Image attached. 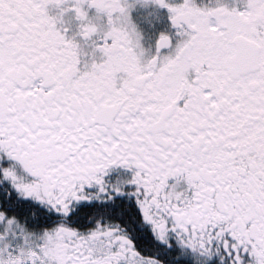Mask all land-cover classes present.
<instances>
[{
	"label": "snow or ice",
	"instance_id": "snow-or-ice-1",
	"mask_svg": "<svg viewBox=\"0 0 264 264\" xmlns=\"http://www.w3.org/2000/svg\"><path fill=\"white\" fill-rule=\"evenodd\" d=\"M0 264H264V0H0Z\"/></svg>",
	"mask_w": 264,
	"mask_h": 264
},
{
	"label": "flooded vegetation",
	"instance_id": "flooded-vegetation-1",
	"mask_svg": "<svg viewBox=\"0 0 264 264\" xmlns=\"http://www.w3.org/2000/svg\"><path fill=\"white\" fill-rule=\"evenodd\" d=\"M198 2L203 4V3H208V0H198ZM225 2L231 5L233 3V0H225ZM133 15L139 19L140 17L146 15V12L143 9H141L135 12ZM141 23L142 26H144L142 21ZM144 27L148 35L151 36L153 40L155 39L156 34H158L160 31L169 30V22L167 20L166 11L161 12V22L156 25L155 29L147 28L146 26Z\"/></svg>",
	"mask_w": 264,
	"mask_h": 264
}]
</instances>
